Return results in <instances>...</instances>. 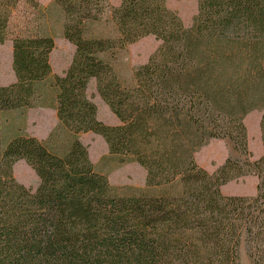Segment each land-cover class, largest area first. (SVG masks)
<instances>
[{"label": "trees", "instance_id": "1", "mask_svg": "<svg viewBox=\"0 0 264 264\" xmlns=\"http://www.w3.org/2000/svg\"><path fill=\"white\" fill-rule=\"evenodd\" d=\"M19 2L0 0V45ZM51 6L74 48L69 67L53 72V38H14L15 82L0 85V120L31 108L41 88L57 119L46 140L2 143L0 130V264H240L241 244L264 264V0H197L189 28L166 0H52L44 9ZM106 14L111 33L98 36L93 27ZM148 36L159 46L125 86L113 57ZM90 80L117 125L97 119ZM253 111L261 114L258 159L243 122ZM58 130L69 135L62 144ZM86 133L143 168L145 186L112 187L79 141ZM210 140L231 152L212 174L194 158ZM17 161L37 176L35 192L14 179ZM248 176L257 179L254 196L221 192Z\"/></svg>", "mask_w": 264, "mask_h": 264}, {"label": "rangeland", "instance_id": "2", "mask_svg": "<svg viewBox=\"0 0 264 264\" xmlns=\"http://www.w3.org/2000/svg\"><path fill=\"white\" fill-rule=\"evenodd\" d=\"M52 0H20L11 14L8 24L7 37L0 45V85L9 86L15 82L12 70V40L14 38L44 36L51 37L54 48L50 53L49 61L55 74L61 75L69 67L74 48L63 38L62 13L59 8L51 6L49 10L44 8L51 4ZM109 5L118 6L120 0H107ZM39 5V6H38ZM166 6L176 12L186 28L191 27L192 20L197 14V0H166ZM109 15L103 17L104 23L93 27V32L98 36H107L111 33L108 23ZM159 42L152 36L145 37L134 44L129 45L125 51L117 53L113 57V67L119 80L125 86L132 84L133 71L144 65L148 58L158 48ZM87 98L95 105L97 119L109 126L117 125L118 121L109 107L100 98L95 80H90L86 90ZM54 101L51 93L44 88L38 89L35 104L31 108L11 111L1 115L0 130L1 142L5 143L16 136L29 135L39 140H46L49 134L57 128L56 114L53 109ZM256 112V111H253ZM251 112V113H253ZM258 112V111H257ZM259 114V113H258ZM250 144L254 152H259L257 142L256 125H249ZM69 135L64 130H58L57 143L62 144ZM254 137V139H252ZM79 141L86 147L88 157L95 171L103 174L108 183L116 188L120 194H129L133 190H140L145 186L146 172L137 163L109 154L108 148L101 136L94 133L81 134ZM262 148V146H261ZM251 151V150H250ZM221 153L222 161L212 162L211 153ZM231 152L222 140H210L194 155L197 164L203 168L206 166L208 173H214ZM258 159L259 157H255ZM232 157L236 155L232 154ZM204 169V168H203ZM12 175L16 182L23 185L31 192H35L39 180L32 169L24 162L17 161L12 165ZM257 180L248 176L238 181L229 182L224 188L226 191L239 193L228 196L252 197L256 192ZM240 264H253L249 259L244 244L239 248Z\"/></svg>", "mask_w": 264, "mask_h": 264}, {"label": "crops", "instance_id": "3", "mask_svg": "<svg viewBox=\"0 0 264 264\" xmlns=\"http://www.w3.org/2000/svg\"><path fill=\"white\" fill-rule=\"evenodd\" d=\"M259 113V114H258ZM260 116H261V114H260V112L258 111H256V112H253V113H249V114H247L246 116H245V118H244V120H243V122H244V124H245V127H246V129H247V137H248V149H249V151L251 152V154L253 153L254 155H255V157H259L260 155H261V153H263V148H261V146H262V144H261V140H260V131H259V121H260ZM251 124H254V125H256V128H257V142H259V152L257 153H255L254 152V150L251 148V144H250V134H249V125H251ZM252 139H254V137H252ZM221 153H216V152H212L211 153V158H212V162H221L222 161V159H223V156L222 155H220ZM252 157H253V159H254V156L252 155ZM203 168L205 169V170H207V171H209V169L206 167V166H203ZM257 180V179H256ZM228 184V183H227ZM227 184H225L224 186H222L221 187V192L222 191H225L224 190V188H226L228 185ZM227 185V186H226ZM225 193L226 194H232V195H237V194H239V193H236V192H230L229 190H227L226 189V191H225Z\"/></svg>", "mask_w": 264, "mask_h": 264}]
</instances>
